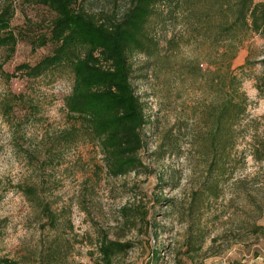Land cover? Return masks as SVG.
Listing matches in <instances>:
<instances>
[{"label":"rangeland","instance_id":"1","mask_svg":"<svg viewBox=\"0 0 264 264\" xmlns=\"http://www.w3.org/2000/svg\"><path fill=\"white\" fill-rule=\"evenodd\" d=\"M84 7L102 19L123 13L127 0H89ZM53 18L43 5L17 1L16 52L5 62L7 52L0 51V66L15 74L0 77V264H103L104 237L133 244L115 264H264V230L258 229L264 226V155L260 161L255 156L264 140V93L258 88L264 40L252 37L234 61L236 68L244 65L251 52L256 63L242 75L247 111L236 127L227 172L218 176L214 165L209 169L214 146L204 142L206 135L195 140L197 132H207L206 95L195 71L202 53L185 43L181 19L159 25V62L146 54L131 58V80L147 118L145 167L114 178L96 143H75L66 134L74 124L65 107L71 71L63 66L31 78L17 69L52 54L51 43L33 48L49 34ZM6 102L13 103L9 113ZM211 185L218 194L194 201ZM147 210L142 221L137 214Z\"/></svg>","mask_w":264,"mask_h":264},{"label":"trees","instance_id":"2","mask_svg":"<svg viewBox=\"0 0 264 264\" xmlns=\"http://www.w3.org/2000/svg\"><path fill=\"white\" fill-rule=\"evenodd\" d=\"M17 1L43 5L54 15L49 34L33 48L51 43L54 45L52 54L34 66L23 64L17 69L31 78L63 66L71 71L73 87L65 107L74 124L66 134L75 143H96L108 174L114 178L136 174L145 167L141 152L146 145L143 128L147 118L131 80V58L135 54H146L158 63L157 27L166 25L169 20L181 19L185 43L202 53L196 57L195 71L202 75L206 95L202 122L207 132H197L195 140L199 143L206 135L204 142L214 146L215 155L209 169L214 165L216 175L226 174L238 141L236 127L248 106V97L242 90V75L256 63L251 60V52L244 65L236 68L234 61L252 37L259 36L264 40V1L127 0L123 13L107 14L101 19L85 9L89 0H3L0 51L7 52L5 62L13 57L19 43V36L12 27ZM260 62L264 63V59ZM204 64L207 68H203ZM1 76L10 79L15 74L6 73L1 65ZM259 83L258 88L263 94L264 82ZM12 106L13 103L6 102L2 107L9 113ZM204 145L201 144L200 150L205 149ZM263 155L264 140L255 148L259 161ZM217 191L218 186L211 185L200 190L194 201L200 202L210 192L218 194ZM167 204L172 206L173 202L169 200ZM123 211L128 213V208ZM148 215L149 210L137 214L142 221H147ZM132 223L136 225L137 220ZM258 229L263 231L264 226ZM132 247L130 241L102 238L99 242L102 263L115 264V260ZM161 252L156 249L157 259L162 257ZM233 264L243 263L236 261Z\"/></svg>","mask_w":264,"mask_h":264}]
</instances>
